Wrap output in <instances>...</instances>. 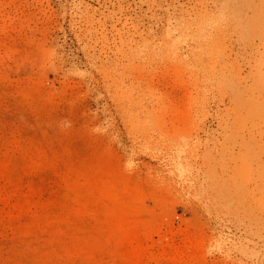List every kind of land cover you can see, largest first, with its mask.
<instances>
[{"label":"rangeland","instance_id":"1","mask_svg":"<svg viewBox=\"0 0 264 264\" xmlns=\"http://www.w3.org/2000/svg\"><path fill=\"white\" fill-rule=\"evenodd\" d=\"M0 264H264V0H0Z\"/></svg>","mask_w":264,"mask_h":264}]
</instances>
